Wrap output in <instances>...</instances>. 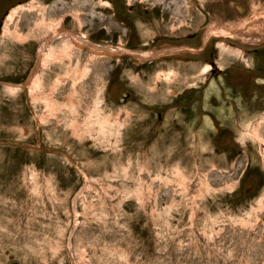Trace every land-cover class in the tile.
Wrapping results in <instances>:
<instances>
[{
  "label": "rangeland",
  "instance_id": "1",
  "mask_svg": "<svg viewBox=\"0 0 264 264\" xmlns=\"http://www.w3.org/2000/svg\"><path fill=\"white\" fill-rule=\"evenodd\" d=\"M49 5L0 29V264H264L259 117L147 74L144 49L118 60V0Z\"/></svg>",
  "mask_w": 264,
  "mask_h": 264
},
{
  "label": "flooded vegetation",
  "instance_id": "2",
  "mask_svg": "<svg viewBox=\"0 0 264 264\" xmlns=\"http://www.w3.org/2000/svg\"><path fill=\"white\" fill-rule=\"evenodd\" d=\"M32 1L36 2L0 0V29L12 8L22 6L23 10L29 11ZM41 1L50 3L46 7L51 11L54 9L50 6L55 4L57 7L59 2ZM146 1L147 8L134 6L135 3L126 8L118 0V18L124 20L128 29L127 41L119 42L118 60L124 59L125 53L135 56L133 50L141 48L149 53L147 74L162 67L168 71L177 70L178 75L192 81L200 78L198 84L192 85L193 92L198 93L211 83L218 84L216 89L221 96L213 94L210 100L213 103L223 100L229 107L246 111V121L259 117L264 136V0ZM139 13L147 16L144 35L136 21ZM69 16L72 15L64 14L62 23ZM68 27L62 26L60 31L66 33L63 37L70 42ZM24 32L26 37L22 43L35 40L28 36L31 32L27 24ZM149 33L152 34L149 42L139 41L141 36ZM58 39L59 36L53 37L50 40L52 45ZM44 44L40 47L47 45ZM102 56L116 58L115 55ZM182 89H187L186 85H182ZM189 94L184 93V100Z\"/></svg>",
  "mask_w": 264,
  "mask_h": 264
},
{
  "label": "bare ground",
  "instance_id": "3",
  "mask_svg": "<svg viewBox=\"0 0 264 264\" xmlns=\"http://www.w3.org/2000/svg\"><path fill=\"white\" fill-rule=\"evenodd\" d=\"M21 9H22V6L18 7L17 9L15 8V9H14L15 11H13V12H16V13H17V11H20ZM22 10H23V9H22ZM16 13H15V14H16ZM69 37L71 38V41H70V42L68 41L69 43H68L67 41H65V42H67V43H66V45L64 44V45L66 46V50H68V49L70 50V45L72 46L73 43H75V41L73 40V35H72V34H69ZM58 45H59V44H58ZM74 45H75V44H74ZM74 45H73V46H74ZM87 45H88V44H87ZM89 45H91V44H89ZM59 48H60V47H59ZM60 49H61V48H60ZM100 49H101V48H100ZM55 50H57V49H55ZM58 50H59V49H58ZM97 51H99V53L101 52V50H99V49H97ZM41 52H42V51H41ZM41 52H40V53H41ZM62 52H64V50H62ZM119 52H120V51H119ZM121 52H122V51H121ZM40 53H39V55H41ZM51 54H52L51 57L56 58L55 56H53V55H55V54H53V53H51ZM63 54H64V53H63ZM65 54H66V53H65ZM65 54H64V55H65ZM100 54H102V53H100ZM51 57H50V58H51ZM69 57H70V56H69ZM69 57H67V58H69ZM42 59H43V57H42V58H41V57L39 58V60H41V61H42ZM51 59H52V58H51ZM63 59H64V58H63ZM52 61H53V60H52ZM66 61H67V60H66ZM169 74H170V73H169ZM169 74H167V75H169ZM166 77H167V76H166ZM168 78H169V77H168Z\"/></svg>",
  "mask_w": 264,
  "mask_h": 264
}]
</instances>
